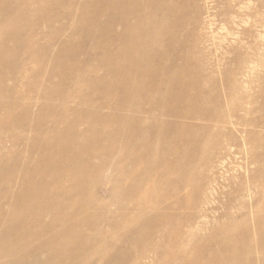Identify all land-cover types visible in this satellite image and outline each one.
Returning <instances> with one entry per match:
<instances>
[{
	"label": "rangeland",
	"instance_id": "rangeland-1",
	"mask_svg": "<svg viewBox=\"0 0 264 264\" xmlns=\"http://www.w3.org/2000/svg\"><path fill=\"white\" fill-rule=\"evenodd\" d=\"M58 1L49 0V7H46V1L26 0L30 13H23L21 19V42L18 47H14L16 56L14 55L12 64H1L0 61L3 87L0 95V148L4 153L9 151L7 147L12 146V136L22 137L21 134H24L31 138V127L50 125L49 118L38 116V113L44 111V94L39 91H43L47 80L49 87L54 88L64 81L68 73L70 75L74 72L71 78L79 76L77 80L80 79L78 81L81 84L71 85L65 81L68 83L65 88L67 96H72L68 97L66 107H75L84 98L92 100L88 104L94 107L102 95H105L101 93L99 96L100 86L92 89L90 78L88 79L89 76L103 78L104 71L100 68L101 51L93 50L94 58L89 62L82 53L76 55L78 60L76 58L70 61L66 52L61 49L63 43L73 42L72 45L77 46V49L81 46V33H72L76 28L77 17L82 11H87V15L94 13L100 3L89 0ZM159 1L162 3L159 4L158 17H162L163 13L167 25H170L172 17L180 15L177 30L173 27L171 35L168 34L171 37L170 40L167 38L169 44L166 41V44H161L167 45L161 49L168 56L161 58V72L158 70V75L157 72L147 74V77L141 79L143 90L137 89L140 98L137 91L129 93L131 102L121 108L124 112H129L130 117L136 113L148 120L150 112L157 111V105L162 107L161 110L165 111L169 120L166 123L168 139L181 142L178 147L171 144L172 149L167 151L166 158L169 163H178L180 172H165L170 181L162 191L152 189L138 193L146 199L152 198L155 204L159 200L160 206L147 210L146 217L155 219L152 220L151 229L157 232L161 228L163 234L160 237L158 234L153 237L143 234L138 239V223L134 220L125 222L120 216H116L115 221L120 225V230L112 232L108 225L103 224V234L98 237L99 241L106 238L105 244H95L86 253L93 256L90 263L94 264H104L109 257L114 264H190L195 258L204 263L218 264L213 262L212 252L217 250L223 254L228 246L240 251L232 256L233 264H264V247L261 245L262 240L264 241V0H172L176 4L174 8L170 7L169 0ZM16 3L13 0L9 8L15 11ZM165 4L166 7H163ZM80 8L84 10L80 11ZM45 16L54 18L49 28L41 22V17ZM102 16L106 20L105 15H100V20ZM34 23L35 26H32ZM164 24L162 26L166 25ZM29 33L33 38L31 43L30 37L27 38ZM105 46L102 43V47ZM117 46L118 42H115L112 47ZM88 47L92 50V46ZM34 50L36 54H42L36 57L33 55ZM43 53L46 55L42 56ZM57 58H61L62 62L56 65ZM86 68L89 69L88 72ZM56 70L58 72L54 74ZM60 74L65 76L62 78ZM155 82L161 86L158 88L160 91L156 90ZM74 91L76 92L73 93ZM158 92H161L160 95ZM117 94L111 97L112 101L110 97L105 100L107 105H114L116 101L120 105L121 100H117L120 99ZM53 96L57 97L55 94ZM93 96L95 98H91ZM159 97L165 101L161 98L159 100ZM13 99L17 101L14 111L7 108L14 102ZM138 99L141 101L138 102ZM26 105L31 108L29 112L33 113L30 114L32 117L23 112ZM4 107L10 109V112H6V109L4 112ZM140 107L141 110H138ZM64 108L63 106L61 111ZM50 109L49 106V113ZM6 113H10L7 121L4 120ZM16 123L20 125L22 133ZM101 123L102 128L108 131L113 129L112 124L105 121ZM11 124L13 131L10 129ZM84 126L83 121L77 124L80 129ZM6 131L10 134L8 139ZM3 132L5 133L2 134ZM115 143L121 144L122 139L115 140ZM16 145L18 149L22 143ZM174 150L177 152L175 159L172 155ZM117 175V171L113 169L103 173L101 186L96 190V197L101 201L110 196L108 183L105 182ZM171 185L176 186L177 190L173 192ZM113 200L116 199L111 196L110 201ZM124 204L122 214L136 212L130 202L125 201ZM107 208L112 210L113 206ZM86 233L93 235L88 231ZM165 256L175 257L174 263L165 260Z\"/></svg>",
	"mask_w": 264,
	"mask_h": 264
},
{
	"label": "bare ground",
	"instance_id": "bare-ground-1",
	"mask_svg": "<svg viewBox=\"0 0 264 264\" xmlns=\"http://www.w3.org/2000/svg\"><path fill=\"white\" fill-rule=\"evenodd\" d=\"M12 1L0 0V13H2L0 15L1 64L13 63L16 56L14 47L16 45L18 47V43L21 42L20 28L22 27L23 13H30L29 3L26 0H16L15 11L9 8ZM43 1H46V7H49V0ZM89 1H98L100 4L96 5L100 7L95 11L93 10L94 13L89 15H87V11H82L83 8L79 9L82 12L77 17L76 28L72 33H81V46H78L77 49V46L70 42L71 44L63 43L62 48H60L66 52L70 61L82 53L86 55V57L83 55L86 60L91 62V58H94L92 51L96 49L101 51L100 68L102 67L104 71L103 78L89 76L88 79L90 78L89 84L92 89L100 86L101 89H98L100 94L97 93V95L101 96V93H105V95H102L100 99L96 97L99 99V103L97 105L95 103L96 106L94 107L91 106L92 104H88L92 103V100L86 98L82 99L83 101L81 100L79 105L75 104V107H71L70 104V107H66L68 106V97L71 98L72 96H70L71 94L67 96L65 88L68 83L65 81L75 85L80 83L78 81L80 79L77 80L79 76L71 78L74 72L70 75L68 73L66 76L64 75V81L61 79L63 83L61 81L54 88L49 87V80H47L43 86V91L38 90L44 94V100L41 99L43 100L42 109L44 111L38 113V116L49 118L50 125L31 127L33 133L31 138L24 134H21L22 137H15L14 134L17 133V130L13 134L14 138H12L10 132L12 136L10 141L15 144L12 143L11 147H7L6 149L9 151L6 153L0 148V264H94L90 263L93 256L88 255L86 250L95 244L106 241V238L99 241L98 237V235L103 234L101 229L103 224L108 225L112 232L120 230V225L115 221L116 216H120L125 222L126 220H134L138 223L141 231H137L138 239H141L143 234L149 237L156 236V234L160 237L163 234L161 228L157 232L153 231L151 224L153 223L152 220L155 219L146 217L147 210L160 206L159 200L155 204L152 198L146 199L143 197L144 195H138V193L143 190L144 192H149L152 189L161 190L170 181L165 172H180L179 164L176 162L169 163L166 158L171 144L178 147L181 142L168 139L169 130L166 123L169 120L166 118L165 111L163 112L162 107H158L157 104V111L150 112L151 115H148V120H144L142 115L141 117L136 113L130 117L129 112H124L121 107L127 106L129 101L131 102V95L128 97L129 93L136 92L137 89L140 91V88L143 90L142 78L147 77V74L156 72L158 75V70L161 69V58L168 56L164 55L165 51L161 47L166 44L165 41L169 44L171 37L168 34L171 35L172 28L180 22V15L177 14L172 17L170 25H167L168 22L166 23V19H163V13H161L162 17H158L159 4L162 3L159 0ZM169 2L170 7L174 8L175 2L172 3V0ZM81 6L83 7V5ZM163 7H166V4ZM175 10L182 12L180 8ZM168 13L170 14V11ZM169 14L167 15L169 16ZM100 15H105L106 20L102 16L101 21ZM41 19L42 24L49 28L54 18L50 19L45 16ZM163 24L165 26H162ZM32 26H35V23ZM29 37L30 41H28L31 43L32 34L29 33L27 38ZM115 42H118V46L113 48ZM102 43L106 46L102 47ZM162 43H164L163 46H161ZM88 46H92V50ZM35 51L33 55L36 57L42 54V52L36 54ZM97 54L98 52H96ZM44 55L46 54L43 53L42 56ZM86 60L85 63H87ZM59 62H62L61 58L55 60L56 65ZM77 66L79 67L80 64ZM70 68L68 66V69ZM56 72L58 71L56 70L54 74ZM47 75L49 78V73ZM162 76L164 77V75ZM168 77L170 78V76ZM161 80L163 81L162 78ZM1 85L2 80H0V95H2L1 89H3ZM160 87L159 83L156 84V90ZM172 89L174 90V88ZM158 90L160 91V89ZM54 94L57 95L56 98H54ZM115 94L120 97L117 100H121V106L117 101L118 105L115 101L114 105H107L105 100L108 97L111 100ZM164 95L166 94L164 93ZM137 96H139L138 98L141 96L138 91ZM16 98L18 99V97ZM91 98H95V96ZM85 99L87 100L86 103ZM96 99L93 100L97 101ZM161 100L165 101L164 98ZM13 101L7 108L13 110L17 106V101L15 102L14 99ZM49 106L51 108L50 113ZM63 106L65 110L61 111ZM25 108L22 111L32 117L30 115L32 112H29L31 109L29 105H26ZM2 109L4 111L6 108ZM10 109L5 111L10 112ZM131 110L133 109L131 108ZM138 110H141V107ZM9 114L6 113L5 121L9 119L7 117ZM12 117L13 115L10 116V118ZM24 120L25 118H23ZM81 121L85 123L82 129L77 127L78 122ZM103 121L112 124L113 129L108 131L102 128L101 122ZM82 125L81 127H83ZM11 127L12 124L10 129ZM7 128L9 129V127ZM8 131L6 132L8 133ZM19 132L22 133L21 130ZM9 135L8 133L7 139L10 137ZM120 139H122V143L116 144L115 140L119 141ZM19 142L22 143V146L17 149L19 146L16 144ZM176 149L178 150V148ZM175 152L176 150L172 153L174 159L177 157V152ZM109 169L117 171L118 175L108 178L105 182L108 183L110 196L101 201L96 197V190L101 186L103 173ZM185 169L187 168L185 167ZM171 186H173V192L177 190L176 186ZM104 187L105 185L102 188ZM111 196L116 200L110 201ZM125 201L130 202L136 212L128 215L122 214ZM110 206H113L112 210L107 208ZM87 231L93 235L87 234ZM261 245L264 247L263 240ZM237 252L240 251L227 246L224 251L225 254H220L214 250L211 258L214 263L233 264L232 256ZM163 257L162 255L161 259ZM165 260L174 263L175 257L168 258L165 256ZM104 264H114V261L109 257ZM190 264L212 263H204L199 258H195L191 260Z\"/></svg>",
	"mask_w": 264,
	"mask_h": 264
}]
</instances>
